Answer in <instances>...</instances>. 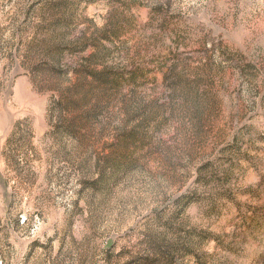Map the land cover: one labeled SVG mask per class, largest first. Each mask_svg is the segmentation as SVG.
Wrapping results in <instances>:
<instances>
[{
  "label": "rangeland",
  "instance_id": "obj_1",
  "mask_svg": "<svg viewBox=\"0 0 264 264\" xmlns=\"http://www.w3.org/2000/svg\"><path fill=\"white\" fill-rule=\"evenodd\" d=\"M173 52L200 87L131 163ZM95 65L144 69L100 110ZM0 264H264V0H0Z\"/></svg>",
  "mask_w": 264,
  "mask_h": 264
},
{
  "label": "trees",
  "instance_id": "obj_2",
  "mask_svg": "<svg viewBox=\"0 0 264 264\" xmlns=\"http://www.w3.org/2000/svg\"><path fill=\"white\" fill-rule=\"evenodd\" d=\"M186 61V57L182 54L173 52L167 60L158 64L157 68L161 71L163 83L168 91V99L163 104L157 100L151 101L144 106V113L140 119L136 120L138 122H134L135 120H131L130 116H127L123 127L117 129L118 134L113 144L114 151L119 155L133 158L131 163L145 159L147 154L153 155L158 151L168 149L165 143L161 142V135L164 126H166L163 118L166 117L167 105L175 102L176 92L181 86L200 87L197 80L191 79L192 76L187 73V68L182 66ZM96 67L98 65L93 66V70L85 72L88 75L83 74L82 80L83 84L89 87L90 93L95 92L103 96L98 106L100 110L108 108L109 101L107 99L104 101V98L110 100V96L118 94V90H121L124 85L128 84L132 91L136 90L144 69L137 66L127 75L122 69L105 65H102L101 68Z\"/></svg>",
  "mask_w": 264,
  "mask_h": 264
}]
</instances>
